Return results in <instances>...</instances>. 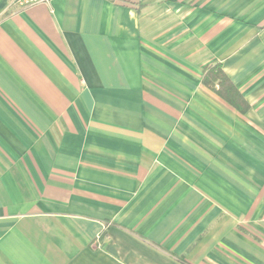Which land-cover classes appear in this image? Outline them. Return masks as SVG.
<instances>
[{
    "label": "crops",
    "instance_id": "0c3cea01",
    "mask_svg": "<svg viewBox=\"0 0 264 264\" xmlns=\"http://www.w3.org/2000/svg\"><path fill=\"white\" fill-rule=\"evenodd\" d=\"M0 264H264V0H0Z\"/></svg>",
    "mask_w": 264,
    "mask_h": 264
},
{
    "label": "trees",
    "instance_id": "16d2710c",
    "mask_svg": "<svg viewBox=\"0 0 264 264\" xmlns=\"http://www.w3.org/2000/svg\"><path fill=\"white\" fill-rule=\"evenodd\" d=\"M204 83L210 89L217 91L224 100L234 104L235 107H242L244 104L240 93L225 74L221 65L215 64L206 67Z\"/></svg>",
    "mask_w": 264,
    "mask_h": 264
},
{
    "label": "built area",
    "instance_id": "2783aa9c",
    "mask_svg": "<svg viewBox=\"0 0 264 264\" xmlns=\"http://www.w3.org/2000/svg\"><path fill=\"white\" fill-rule=\"evenodd\" d=\"M51 0H16V3L20 6V7H27V6H31V5H35V4H47L49 3Z\"/></svg>",
    "mask_w": 264,
    "mask_h": 264
}]
</instances>
